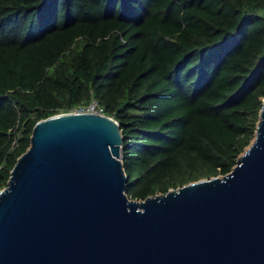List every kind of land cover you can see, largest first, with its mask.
I'll return each instance as SVG.
<instances>
[{"label":"trees","instance_id":"16d2710c","mask_svg":"<svg viewBox=\"0 0 264 264\" xmlns=\"http://www.w3.org/2000/svg\"><path fill=\"white\" fill-rule=\"evenodd\" d=\"M264 98V0H0V189L35 123L98 101L130 197L225 174Z\"/></svg>","mask_w":264,"mask_h":264},{"label":"water","instance_id":"95a60500","mask_svg":"<svg viewBox=\"0 0 264 264\" xmlns=\"http://www.w3.org/2000/svg\"><path fill=\"white\" fill-rule=\"evenodd\" d=\"M120 123L38 120L0 189V264H264V98L225 174L127 193Z\"/></svg>","mask_w":264,"mask_h":264},{"label":"built area","instance_id":"2783aa9c","mask_svg":"<svg viewBox=\"0 0 264 264\" xmlns=\"http://www.w3.org/2000/svg\"><path fill=\"white\" fill-rule=\"evenodd\" d=\"M73 111H86L93 113L104 114L103 108L99 105L98 101L92 99L88 104L74 108Z\"/></svg>","mask_w":264,"mask_h":264}]
</instances>
